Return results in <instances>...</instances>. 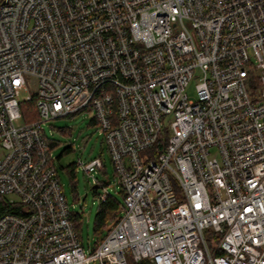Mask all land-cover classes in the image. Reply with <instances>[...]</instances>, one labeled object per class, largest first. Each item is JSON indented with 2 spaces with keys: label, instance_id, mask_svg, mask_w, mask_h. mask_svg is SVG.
Here are the masks:
<instances>
[{
  "label": "built area",
  "instance_id": "2783aa9c",
  "mask_svg": "<svg viewBox=\"0 0 264 264\" xmlns=\"http://www.w3.org/2000/svg\"><path fill=\"white\" fill-rule=\"evenodd\" d=\"M81 109L124 193L88 249L43 127ZM0 196V264H264V0L1 1Z\"/></svg>",
  "mask_w": 264,
  "mask_h": 264
},
{
  "label": "rangeland",
  "instance_id": "374dc122",
  "mask_svg": "<svg viewBox=\"0 0 264 264\" xmlns=\"http://www.w3.org/2000/svg\"><path fill=\"white\" fill-rule=\"evenodd\" d=\"M196 82L195 79L191 80L186 89L192 99L197 98ZM34 84L35 82L32 78V87L22 90L19 98L23 99L33 93ZM91 116L92 112L87 109H81L80 111L53 118L43 123L45 133L57 142V145L52 148V152L67 202L72 210L80 211L83 214L84 218L80 228V236L86 249H88V245H93L96 240L100 239L102 234H105L114 223L113 220L109 221L100 235L94 231V218L101 201L98 193L106 190L121 198V194L119 193L121 187L116 178L114 165L104 140V135L96 124L90 123ZM68 145L71 146V149L66 150L57 159L56 157ZM94 157L101 159L103 168H97L96 172L89 174L79 164V161L86 162ZM71 162L77 163L75 170V191H73L70 177L64 168ZM96 183L99 186L94 188L93 185ZM127 255L129 258L128 253ZM129 261L131 262L130 258Z\"/></svg>",
  "mask_w": 264,
  "mask_h": 264
},
{
  "label": "trees",
  "instance_id": "16d2710c",
  "mask_svg": "<svg viewBox=\"0 0 264 264\" xmlns=\"http://www.w3.org/2000/svg\"><path fill=\"white\" fill-rule=\"evenodd\" d=\"M20 109H21L23 121L30 122L37 119L39 117V113L36 105V93L33 92L30 99L21 100ZM90 123L97 125V121L93 115L90 118ZM163 134L164 136L160 137L153 147H150V149L146 150L151 156H155V153L160 151L164 146V140L166 138L167 132L165 131V133ZM45 136L49 148L51 149L54 148L57 145L56 140L49 137L46 133ZM69 149H71L70 145L65 146L62 152L56 158L58 159L61 155H63V153L66 150ZM76 164H77L76 162H71L64 167L70 177V182L72 184L73 191L76 190V180H75ZM119 193L121 194V198L116 194L108 193L106 198L100 201V205L98 207V210L94 218V231L98 233V235L103 233V230L109 221L113 220L115 222L120 217L121 210L123 208V197H124L123 190L120 189ZM4 211H18V203H14V204L9 203V201L5 198V196H0V213ZM83 218L84 217L82 212L72 210V219L74 221L79 236H80V228L83 223ZM206 233L209 237L212 234V229L211 228L206 229ZM103 235L104 234H102V236ZM129 264H151V263L148 258H142L138 261L132 260Z\"/></svg>",
  "mask_w": 264,
  "mask_h": 264
},
{
  "label": "water",
  "instance_id": "95a60500",
  "mask_svg": "<svg viewBox=\"0 0 264 264\" xmlns=\"http://www.w3.org/2000/svg\"><path fill=\"white\" fill-rule=\"evenodd\" d=\"M2 2H3V0H2ZM99 185L96 183V184H94L93 185V187L95 188V187H98Z\"/></svg>",
  "mask_w": 264,
  "mask_h": 264
}]
</instances>
